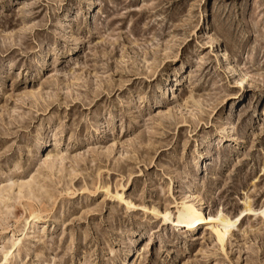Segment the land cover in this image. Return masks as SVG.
<instances>
[{
  "label": "rangeland",
  "instance_id": "374dc122",
  "mask_svg": "<svg viewBox=\"0 0 264 264\" xmlns=\"http://www.w3.org/2000/svg\"><path fill=\"white\" fill-rule=\"evenodd\" d=\"M138 251L264 264V0H0V264Z\"/></svg>",
  "mask_w": 264,
  "mask_h": 264
},
{
  "label": "bare ground",
  "instance_id": "6f19581e",
  "mask_svg": "<svg viewBox=\"0 0 264 264\" xmlns=\"http://www.w3.org/2000/svg\"><path fill=\"white\" fill-rule=\"evenodd\" d=\"M219 56L220 57H224L225 56V53L223 51H220L219 52ZM246 78V75H243V79H240L239 80V83H238V87H243L244 86V79ZM167 91H169V89H167ZM200 214H203V213H200ZM141 258V254L140 252L138 251V255L136 256V258L133 260V263L132 264H138L139 260Z\"/></svg>",
  "mask_w": 264,
  "mask_h": 264
}]
</instances>
